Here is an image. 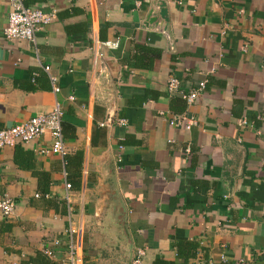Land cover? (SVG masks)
I'll return each instance as SVG.
<instances>
[{"label": "crops", "instance_id": "1", "mask_svg": "<svg viewBox=\"0 0 264 264\" xmlns=\"http://www.w3.org/2000/svg\"><path fill=\"white\" fill-rule=\"evenodd\" d=\"M9 1L0 129L58 101L66 155L38 153L47 132L0 149L15 205L0 210V264L46 247L60 264L69 212L76 264H129L138 248L144 264H264V0H163L167 20L160 0H23L56 12L35 43L2 36ZM171 76L184 92L205 81L194 103L167 91ZM184 112L190 129L168 123Z\"/></svg>", "mask_w": 264, "mask_h": 264}, {"label": "built area", "instance_id": "2", "mask_svg": "<svg viewBox=\"0 0 264 264\" xmlns=\"http://www.w3.org/2000/svg\"><path fill=\"white\" fill-rule=\"evenodd\" d=\"M9 13L7 25L1 30V34L5 39L15 40L23 39L28 40L33 43L36 41V33L42 27L50 24L52 20L56 17L55 10L46 11L40 8L31 7L24 4L23 0H10L9 1ZM242 12V11H240ZM102 45L108 48H117L119 46V40H107L102 43ZM45 71L48 72L51 90L53 93H57L60 87L57 84L56 76L49 73V67H44ZM37 73L32 74V81H35ZM167 91L170 94H178L182 97L188 105H191L196 101L200 91L205 86V81H200L197 87L191 89L189 92H184L180 89L179 80L175 76H171L167 80ZM73 99V97H70ZM62 118L63 110L58 101H55L53 107L44 113H39L30 117L29 119L16 123L10 127L0 129V149L6 146H15L20 143H28L29 141L35 139L43 133H49L51 141L49 145L39 147V154H57L61 157L66 155V150L64 146V135L62 131ZM197 120L192 116L188 115L187 112L173 114L168 119V123L171 126H179L185 129H190L195 125ZM246 120L242 119V123L246 124ZM117 123L125 125L127 123L126 119H117ZM101 125H108L107 122H102ZM187 152L190 151L189 147L185 149ZM66 188L69 189L71 184L66 182ZM39 197L40 194H36ZM15 205L14 201L9 195H3L0 198V210L5 216H11L14 213ZM71 212L68 213L69 217V227L66 233L69 236L68 239V253L67 258L62 260L60 264H76L79 260L77 255V250L79 244L74 238L76 233L73 228L71 217ZM52 244L57 246L60 244L58 238L52 241ZM42 254L47 258H53V252L49 247L44 248ZM145 256V249L138 248L135 255L129 264H144L143 258ZM222 262L226 261L224 254L220 256ZM234 264H244L242 259H239Z\"/></svg>", "mask_w": 264, "mask_h": 264}, {"label": "trees", "instance_id": "3", "mask_svg": "<svg viewBox=\"0 0 264 264\" xmlns=\"http://www.w3.org/2000/svg\"><path fill=\"white\" fill-rule=\"evenodd\" d=\"M142 51H145L143 48H139ZM32 88V87H31ZM35 175L38 177V179L41 181H48V176L46 173L40 171L35 172ZM42 194H45L47 191L45 188H42ZM21 264H59L53 261L50 258H47L42 254V252H37L33 257H30L26 260L21 261Z\"/></svg>", "mask_w": 264, "mask_h": 264}, {"label": "water", "instance_id": "4", "mask_svg": "<svg viewBox=\"0 0 264 264\" xmlns=\"http://www.w3.org/2000/svg\"><path fill=\"white\" fill-rule=\"evenodd\" d=\"M158 6V13L161 18L167 20V9L165 7V2L163 0L158 1L157 3ZM150 21H156V17H153Z\"/></svg>", "mask_w": 264, "mask_h": 264}]
</instances>
